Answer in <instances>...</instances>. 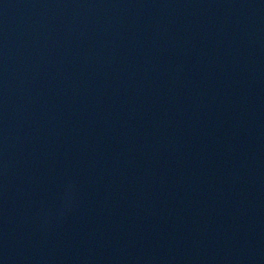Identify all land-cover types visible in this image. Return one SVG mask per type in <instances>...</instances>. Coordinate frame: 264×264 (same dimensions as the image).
<instances>
[{"label":"water","instance_id":"95a60500","mask_svg":"<svg viewBox=\"0 0 264 264\" xmlns=\"http://www.w3.org/2000/svg\"><path fill=\"white\" fill-rule=\"evenodd\" d=\"M0 264H264V0H0Z\"/></svg>","mask_w":264,"mask_h":264}]
</instances>
